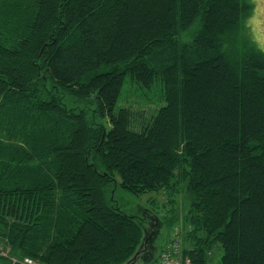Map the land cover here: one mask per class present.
<instances>
[{"label": "trees", "instance_id": "1", "mask_svg": "<svg viewBox=\"0 0 264 264\" xmlns=\"http://www.w3.org/2000/svg\"><path fill=\"white\" fill-rule=\"evenodd\" d=\"M249 9L0 0V264H144L167 207L191 264L219 245L217 264H264V53L244 36ZM132 94L163 104L135 110ZM119 187L167 199L130 214Z\"/></svg>", "mask_w": 264, "mask_h": 264}, {"label": "rangeland", "instance_id": "2", "mask_svg": "<svg viewBox=\"0 0 264 264\" xmlns=\"http://www.w3.org/2000/svg\"><path fill=\"white\" fill-rule=\"evenodd\" d=\"M249 5L250 9L248 10V14L244 18V36L252 42L253 45L264 43V7L257 8L256 5L264 3V0H245ZM127 101V104L131 103L132 108L135 110L140 111H146V112H153L158 107L159 104H163L162 100L158 101H144V100H137L134 95H129L125 98ZM123 104V100L120 101L119 106ZM185 184V183H184ZM154 197L158 199L160 205H162L164 202H166V195L163 192H150L143 194L141 196H135L131 194L129 191H127L124 188L119 187L117 191V199L119 201V204L122 209L127 211L128 213H138V206L139 204L148 205L147 199L148 197ZM179 196H183L182 194ZM180 197V198H181ZM161 207V206H160ZM154 208L159 210V207L157 204H154ZM167 208H162L160 211V216L164 221V226L160 228L158 233L156 234V238L154 239L153 244V253L150 255L149 260L145 261L144 264H150L153 260L155 261L158 258V255L167 244H168V237L172 234V230L175 231L176 226L174 225L176 221L172 222H166L168 218H172L177 214V211L175 213L173 211H167ZM180 226H178L177 231H179V243L180 246H178L177 250L179 249V254L181 253L182 249L181 247L185 245L182 242H180V235L183 240L184 235V228L183 227V217L181 215V220L178 222ZM174 228V229H173ZM174 234V232H173ZM220 249V250H219ZM223 250L221 246H216L213 250V257L214 260L211 261V264H217L222 256Z\"/></svg>", "mask_w": 264, "mask_h": 264}, {"label": "built area", "instance_id": "3", "mask_svg": "<svg viewBox=\"0 0 264 264\" xmlns=\"http://www.w3.org/2000/svg\"><path fill=\"white\" fill-rule=\"evenodd\" d=\"M178 246H180V243L178 231L176 230L173 234V239L162 249L159 258L154 264H191L190 259H183L181 254H179ZM0 251L3 253L1 246ZM26 261L28 264H35L30 259H26Z\"/></svg>", "mask_w": 264, "mask_h": 264}, {"label": "clouds", "instance_id": "4", "mask_svg": "<svg viewBox=\"0 0 264 264\" xmlns=\"http://www.w3.org/2000/svg\"><path fill=\"white\" fill-rule=\"evenodd\" d=\"M257 8L259 7H264V3H261V4H258L256 5ZM241 16H243V12H241ZM255 50L260 52V53H264V43H259V44H256L254 46Z\"/></svg>", "mask_w": 264, "mask_h": 264}]
</instances>
